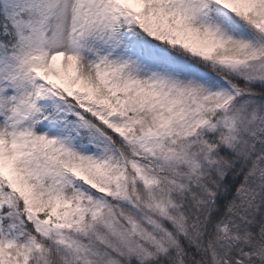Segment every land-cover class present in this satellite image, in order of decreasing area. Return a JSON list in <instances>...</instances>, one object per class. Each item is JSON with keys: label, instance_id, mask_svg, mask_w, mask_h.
I'll return each mask as SVG.
<instances>
[{"label": "snow or ice", "instance_id": "1", "mask_svg": "<svg viewBox=\"0 0 264 264\" xmlns=\"http://www.w3.org/2000/svg\"><path fill=\"white\" fill-rule=\"evenodd\" d=\"M0 264H264V0H0Z\"/></svg>", "mask_w": 264, "mask_h": 264}]
</instances>
